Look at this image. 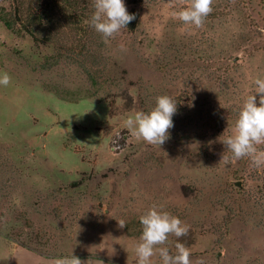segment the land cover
Returning a JSON list of instances; mask_svg holds the SVG:
<instances>
[{"label": "rangeland", "instance_id": "rangeland-1", "mask_svg": "<svg viewBox=\"0 0 264 264\" xmlns=\"http://www.w3.org/2000/svg\"><path fill=\"white\" fill-rule=\"evenodd\" d=\"M15 1L0 0V264H136L153 204L189 226L193 262L264 264V166L219 142L264 78V0H213L199 28L171 15L187 0H124L139 24L107 41L92 0ZM161 95L169 138L136 141L124 120Z\"/></svg>", "mask_w": 264, "mask_h": 264}, {"label": "clouds", "instance_id": "clouds-1", "mask_svg": "<svg viewBox=\"0 0 264 264\" xmlns=\"http://www.w3.org/2000/svg\"><path fill=\"white\" fill-rule=\"evenodd\" d=\"M212 4L213 0H187L186 7L173 11L171 15L185 25L199 28L213 11ZM92 7L94 11L85 22L105 41L114 38L136 19L135 14H129L124 0H92ZM10 83V75L0 72V86L7 87ZM253 83L255 93L249 95L240 108L232 134L222 135L219 142L231 153L233 161L247 158L252 166L259 168L264 166V148L258 147L264 145V78H256ZM176 110V101L171 96L161 95L156 97L155 106L150 111H136L129 115L124 120V126L136 141L160 147L169 138V129L174 127ZM227 160L224 152L222 161ZM139 223L141 235L134 246L136 264H153L152 258L157 254L161 264H206L203 257L195 262L190 259V249L180 242L190 228L177 216L153 204L139 217ZM118 224L121 229L126 226L123 219ZM169 236L177 238L174 252L163 247ZM51 264H82V261L71 255L57 258Z\"/></svg>", "mask_w": 264, "mask_h": 264}, {"label": "trees", "instance_id": "trees-1", "mask_svg": "<svg viewBox=\"0 0 264 264\" xmlns=\"http://www.w3.org/2000/svg\"><path fill=\"white\" fill-rule=\"evenodd\" d=\"M65 2H71V0H65ZM22 3V2H21ZM21 3H20V1L19 0H16L15 1V4H16V8H15V10H16V15H19V13L21 12ZM39 5V4H38ZM41 9V11H42V9H43V5H40V6H38L37 8H35V7H31V8H29L28 10H27V13H28V15L29 16H37V14L39 13L38 11ZM75 9V8H74ZM44 10H48L47 8L46 9H44ZM74 11V10H73ZM73 14H75V13H73ZM129 14H135V16H136V19L135 20H133L132 22H130L127 26H126V28L128 29V30H130V31H133V30H135L136 28H137V26H138V24H139V19H140V16H139V13L137 12V11H135V10H133V9H131L130 11H129ZM76 15V14H75ZM3 21H4V23H5V25L8 27V28H11L12 27V23L10 22V21H8V20H5V19H2ZM26 31L32 36V37H34V33H33V31L31 30V29H26ZM34 40L36 41V38L34 37Z\"/></svg>", "mask_w": 264, "mask_h": 264}]
</instances>
